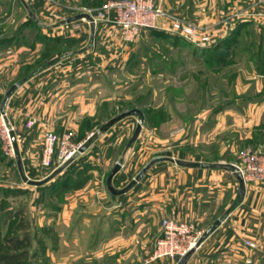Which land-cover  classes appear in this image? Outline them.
I'll list each match as a JSON object with an SVG mask.
<instances>
[{
	"label": "rangeland",
	"instance_id": "obj_1",
	"mask_svg": "<svg viewBox=\"0 0 264 264\" xmlns=\"http://www.w3.org/2000/svg\"><path fill=\"white\" fill-rule=\"evenodd\" d=\"M109 1L0 0V264L170 259H151L170 216L153 213L150 198L139 215L143 189L239 185L229 170L213 168L223 176L205 185L192 181L191 167L161 161L115 195L107 177L119 161L117 189L158 155L235 163L246 187L261 188L254 191L264 216V0H153L164 14L132 40L111 9L94 35L89 18L66 21L84 11L98 16ZM15 83L5 114L1 104ZM134 107L145 112L136 140L130 142L138 117L129 115L78 151L106 121ZM11 128L28 177L42 179L70 162L46 183L29 184ZM47 131L57 136L49 164ZM192 223L195 233L207 227ZM248 241L259 248L264 234L242 241L254 249Z\"/></svg>",
	"mask_w": 264,
	"mask_h": 264
},
{
	"label": "crops",
	"instance_id": "obj_2",
	"mask_svg": "<svg viewBox=\"0 0 264 264\" xmlns=\"http://www.w3.org/2000/svg\"><path fill=\"white\" fill-rule=\"evenodd\" d=\"M187 170H190L186 173L193 182L198 180L196 183L205 185L218 182L216 180L223 176V173L213 168L191 167ZM148 188L141 193V206L146 204V198H150L148 201H151L153 213L163 212L176 219L206 223L207 227L217 218H222L221 225L197 247L187 264H264V257H259L254 249L242 243L244 239L264 234V216L258 215V191H254L258 187H247L243 198L238 196V187ZM145 212L148 209L143 206L138 211L142 217ZM140 220L145 223V218ZM151 264L178 262L159 259Z\"/></svg>",
	"mask_w": 264,
	"mask_h": 264
},
{
	"label": "built area",
	"instance_id": "obj_3",
	"mask_svg": "<svg viewBox=\"0 0 264 264\" xmlns=\"http://www.w3.org/2000/svg\"><path fill=\"white\" fill-rule=\"evenodd\" d=\"M109 9L114 11L115 22L119 25L125 38L129 40L134 39L142 29L156 28L160 17L164 14L163 10L153 0H112L104 6V10L98 16H93L95 22L101 20V17L104 19ZM192 32L194 33L193 29ZM191 38L194 39L193 34ZM56 142V134L47 131L43 147L44 162L46 164L51 162ZM238 168L246 178L245 170L240 166ZM162 227L163 232L156 241L152 260L168 257L172 260L177 259L178 262L182 255L196 245L202 234L200 232L195 233V225L192 222L172 217L164 218ZM248 244L254 249H260L264 254V241L259 248L253 241H248Z\"/></svg>",
	"mask_w": 264,
	"mask_h": 264
},
{
	"label": "water",
	"instance_id": "obj_4",
	"mask_svg": "<svg viewBox=\"0 0 264 264\" xmlns=\"http://www.w3.org/2000/svg\"><path fill=\"white\" fill-rule=\"evenodd\" d=\"M82 17H87L91 20L92 23V34H95L96 31V22L94 20V18L87 12H81L78 13L76 15H73L69 18L66 19L67 22H71V21H75L78 20ZM18 83H15L14 85H12L8 91L6 92L4 99L2 101L1 104V111L3 113L6 114V104L10 98V96L12 95V93L15 91V89L18 87ZM129 115H136L138 117V123L137 126L133 132V135L131 137L130 142L136 140V138L138 137L142 126H143V122L145 119V112L139 108V107H134V108H130L127 110H124L118 114H116L115 116H113L112 118H110L108 121H106L103 125H101L99 127V129L93 133H91L79 146H78V151L79 152H84L97 138L100 134L105 133L108 129H110L114 124H116L117 122H119L120 120L124 119L125 117L129 116ZM11 133V137H12V141H13V145H14V149H15V154H16V160H17V165L19 168V172L22 176V178L28 182L29 184H35V185H42L44 183H46L47 181H49L50 179H52L53 177H55L58 173H60L70 162V160H67L65 163H63L62 165H59L58 167H56L50 174H48L46 177L42 178V179H34L31 177H28L23 165V161H22V157H21V153H20V149H19V144H18V140L16 137V132L13 130V128H11L10 130ZM161 161H170V162H174L177 163L181 166H185V167H201V168H222L225 170H229L231 171L234 176L237 178L238 180V196L239 198H243L245 193H246V179L244 177L243 172L238 168V166L235 163L232 162H211V161H196V160H187V159H183V158H177L174 156H168V155H158L153 157L138 173L137 175L132 179V181L130 183H128L127 186L117 189L114 184H113V179L115 177V175L117 174V172L120 170V168L122 167V163L119 161L115 164L114 168L112 169V171L110 172V174L107 177V187L109 189V191L112 194H120L123 192H126L134 183H136L137 181L141 180L142 177L146 174V172L156 163L161 162ZM222 218L219 217L217 218L209 227H207L203 233L201 234V236L199 237V240L197 241L196 245L192 246L184 255H182L180 257V259L178 260V264H187L188 260L190 259V257L192 256V254L196 251L197 247L199 245H201V243L211 234L213 233L222 223Z\"/></svg>",
	"mask_w": 264,
	"mask_h": 264
},
{
	"label": "bare ground",
	"instance_id": "obj_5",
	"mask_svg": "<svg viewBox=\"0 0 264 264\" xmlns=\"http://www.w3.org/2000/svg\"><path fill=\"white\" fill-rule=\"evenodd\" d=\"M4 117V116H3ZM7 131H9L8 129H7Z\"/></svg>",
	"mask_w": 264,
	"mask_h": 264
}]
</instances>
